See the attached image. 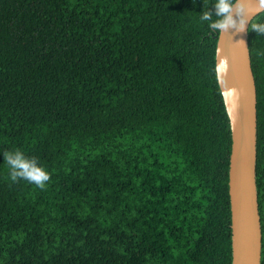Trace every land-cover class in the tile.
<instances>
[{
    "label": "trees",
    "instance_id": "trees-1",
    "mask_svg": "<svg viewBox=\"0 0 264 264\" xmlns=\"http://www.w3.org/2000/svg\"><path fill=\"white\" fill-rule=\"evenodd\" d=\"M203 10L0 0V264H231V133ZM250 28L264 264V34ZM16 148L47 169L44 190L11 181Z\"/></svg>",
    "mask_w": 264,
    "mask_h": 264
},
{
    "label": "water",
    "instance_id": "water-1",
    "mask_svg": "<svg viewBox=\"0 0 264 264\" xmlns=\"http://www.w3.org/2000/svg\"><path fill=\"white\" fill-rule=\"evenodd\" d=\"M247 10L257 11L259 0H245ZM217 35L215 65L223 60L224 85L219 86L229 120L231 149L228 195L231 228V264H260L262 231L256 186L257 110L256 85L251 67L248 28ZM217 78V77H216ZM218 83V82H217Z\"/></svg>",
    "mask_w": 264,
    "mask_h": 264
},
{
    "label": "clouds",
    "instance_id": "clouds-1",
    "mask_svg": "<svg viewBox=\"0 0 264 264\" xmlns=\"http://www.w3.org/2000/svg\"><path fill=\"white\" fill-rule=\"evenodd\" d=\"M259 10H264V0H259L257 11ZM255 14L247 10L245 0H213L211 7L207 6L205 0V10L200 13L199 20L202 24L206 23L209 30L214 33L223 34L230 29L243 32L250 22L252 31L264 34V21L252 22V16ZM213 71L218 85L223 86V73L226 72V68L222 59L218 60ZM3 157L12 182L23 180L41 190L46 188L51 176L37 157L28 156L19 148L4 151Z\"/></svg>",
    "mask_w": 264,
    "mask_h": 264
}]
</instances>
